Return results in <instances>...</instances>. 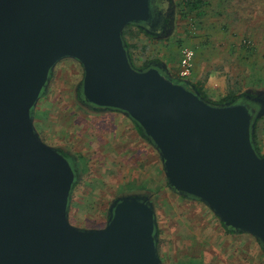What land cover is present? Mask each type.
Returning <instances> with one entry per match:
<instances>
[{"label": "water", "instance_id": "obj_1", "mask_svg": "<svg viewBox=\"0 0 264 264\" xmlns=\"http://www.w3.org/2000/svg\"><path fill=\"white\" fill-rule=\"evenodd\" d=\"M151 16V0H0V264H162L147 199L120 198L102 228L70 221L75 172L33 115L65 58L82 64L87 102L123 111L147 133L172 188L264 244L255 109L212 104L157 66L135 68L124 28Z\"/></svg>", "mask_w": 264, "mask_h": 264}, {"label": "rangeland", "instance_id": "obj_2", "mask_svg": "<svg viewBox=\"0 0 264 264\" xmlns=\"http://www.w3.org/2000/svg\"><path fill=\"white\" fill-rule=\"evenodd\" d=\"M172 1L173 30L160 36L142 34L139 48L132 50L136 64L141 65L144 59L169 63L173 73L168 78L189 88L197 72L201 75L199 82L215 100L229 89L238 91L239 96L264 95V0H208L198 14L188 13L181 7V0ZM184 47L195 52L194 70L188 78L177 74ZM83 76L78 60L62 59L52 71L45 94L43 90L33 108L34 124L44 142L71 151L82 169L71 193V223L81 228H102L108 223L106 214L109 208L112 212L114 198L115 202L120 198L146 200L143 194H151L160 214L164 264H190L194 248L207 240L205 264H264V251L256 237L226 232L210 207L172 189L162 158L160 169L151 164L150 174L156 177V185L148 179L149 172L144 169L149 156L146 153L155 145L134 134L132 120L126 116L94 112L88 108L91 103L78 100L77 86ZM122 119L130 124L127 139L132 155L115 152L104 137L89 131L93 125ZM259 124L264 125V120ZM258 142L264 143L263 131ZM199 249L195 253L200 258L203 250Z\"/></svg>", "mask_w": 264, "mask_h": 264}, {"label": "flooded vegetation", "instance_id": "obj_3", "mask_svg": "<svg viewBox=\"0 0 264 264\" xmlns=\"http://www.w3.org/2000/svg\"><path fill=\"white\" fill-rule=\"evenodd\" d=\"M174 6H175V4L173 3L172 0H151V15L152 16H151L150 22H149V24H145V23H141V24L139 23V24L144 28L145 32L150 33V34L155 35V36L156 35L160 36L161 34L171 32V30H173V26H174ZM151 66H157L163 72L164 75H166L167 77L171 76V74L164 68L163 64L153 63V65H151ZM237 101H244L251 108L255 109V116L257 117V122L260 123L261 120H264V95L244 94V95L240 96ZM88 108L94 112L101 111L107 115H111L112 113H114L115 116L120 114L122 116H126V119H131V117H129L123 111H121L119 109L109 108V107L103 108V107H100V106H97L94 104H91L90 106H88ZM129 126H130L129 122L122 119V120H118V121H113L110 124L104 123L102 125H97V126L93 125L90 127L91 129L89 131H91L90 132L91 135L95 134L94 131H96L97 137H101V136L104 137L106 139V142H109L111 144L112 148L115 147L114 149L117 152H124L125 149L122 148V144H124L123 139H127V134L129 133ZM132 127L134 128V131H135L134 134H137L140 139L148 140L149 142H152L150 139L145 138V136H143V134L140 133L138 126L136 125L135 122H133V120H132ZM100 128H104L103 129L104 131L101 130ZM39 135L42 138L41 134H39ZM117 139L119 140L117 142H119L120 145H118V143L117 144L115 143V141ZM42 140L44 141L43 138H42ZM122 141H123V143H121ZM106 142H104V144ZM153 145H155V144L153 143ZM53 146L55 148H57L70 161V163L73 167V170L75 172L74 183L76 182V180L79 181L80 173H81L82 169L79 166V163H78V160H77V157L75 156V154H73L71 151L67 150L66 148H64L62 146H57V145H53ZM100 149H101V147H100ZM155 149L160 154V152L156 146H155ZM255 149L260 156L264 155V143L263 144H260V143L256 144L255 143ZM160 156H161V154H160ZM73 187H74V184H73ZM172 189L176 193L181 194L180 192H178L174 188H172ZM143 195H144V198L147 199V202H150L153 205V208L155 210V219H156L155 231L158 232V238H157L156 242H157V248H158L159 256L161 257L162 264H164V261L162 259L163 258L162 256H164V253H163L164 250H163L162 244H161L164 241H162V238L160 237V226H159V221H158L160 214L158 213L156 203L152 202L153 199L151 198V194H143ZM181 195L184 197L186 196L184 194H181ZM196 199L200 203H204L200 199H198V198H196ZM115 200H116V198H114L112 201L113 206L116 203ZM190 202H192V201H190ZM204 204H206V203H204ZM112 214H113V212H111V210L109 208V211L106 214V216L108 215L107 216L108 221L110 219V216H112ZM215 216H216V218L219 219V224H220V226H222L223 230H225L226 232H228L232 235L242 234L241 231H237L231 226H226L224 224V222L221 221V219L216 214H215ZM202 226H203V224L201 225V227ZM207 241H206V243H204V242H203V244L201 243L202 244L201 247H199V245H197L194 248V254L190 255L192 258L190 264H205V262H206L205 257H206V253H207V250L209 247ZM258 241L261 243L262 250L264 251V244L260 240H258ZM199 248L201 249V252L203 250L200 258L198 257V254L195 253L196 252L195 250L198 251Z\"/></svg>", "mask_w": 264, "mask_h": 264}, {"label": "trees", "instance_id": "obj_4", "mask_svg": "<svg viewBox=\"0 0 264 264\" xmlns=\"http://www.w3.org/2000/svg\"><path fill=\"white\" fill-rule=\"evenodd\" d=\"M207 1L208 0H181L180 5L183 8H187L188 13L191 12V13H197L198 14L204 9L205 5L207 4ZM144 33H146L147 35L150 34V33L145 32L144 28L140 24L132 23V24L127 25L124 28L123 35H124V40H125V43H126V47L129 50V52H130V56H131V60H132L133 66L135 68H137V69H147L151 65H153V62H155L153 60L144 59L143 63L141 65H137L136 64V60L134 58L132 50L139 48V45H138L139 38ZM51 78H52V73H51ZM194 87H195L196 91L205 100L209 101L212 104L222 105V104H227V103H234V102H237L238 98L240 97L238 95V91H236L235 89H229L228 92L225 95L221 96L218 100H215V99H212L209 96L208 92L204 88V84L203 83H201V82L195 83ZM43 92H44L43 94H45L46 89H44ZM77 93H78V95H77L78 100H80L81 102L84 101V100L86 101L84 93H83L82 81L80 82V85L78 84V86H77ZM133 122H135V121L133 120ZM135 123L138 126V129H139L140 133H142L143 136H145V138L149 139L147 133H145V131L142 129V127L137 122H135ZM261 131L264 132V125L261 126L259 124V122H257V120H256L255 130H254V133L252 135V137L254 139V145H255V143L259 144L258 135H259V133ZM77 182L78 181L76 180V182L74 183V187L76 186ZM74 187H73V189H74ZM112 212H113V210H112ZM110 218H111V216H110ZM224 224L226 226H228L225 222H224ZM155 237H156V241H157V238H158V232L157 231H155Z\"/></svg>", "mask_w": 264, "mask_h": 264}, {"label": "crops", "instance_id": "obj_5", "mask_svg": "<svg viewBox=\"0 0 264 264\" xmlns=\"http://www.w3.org/2000/svg\"><path fill=\"white\" fill-rule=\"evenodd\" d=\"M252 34V33H251ZM254 35V38L256 39V41L259 39L258 37H257V35L256 34H253ZM259 41V40H258ZM164 65V68L171 74V73H173V68H172V66H171V64H163ZM178 67H179V63H178V66H177V74H178ZM201 77V75L200 74H198L197 72H195L194 74H193V78H195L196 80L194 81H190L191 83H193V85L195 84V83H198L199 82V78ZM119 139V138H118ZM116 140L115 141V143L117 144L118 143V145H120L119 144V142H117V141H119V140ZM121 140V139H120ZM123 141H124V144H122V148L123 149H125L124 150V152H127L128 154H131V146H130V144H129V141H128V139H123ZM123 141L121 142V143H123ZM127 148V149H126ZM149 151L146 153V155H149L148 156V158L147 159H145V167H144V169L145 170H148V172H149V174H148V179L150 178V179H153V183H154V185H156V177H152L151 176V172H150V170L151 169H153V167H151V164L153 163V166H154V168H156L157 166V168L158 169H160V163H161V156H160V154H158V153H156L157 151H156V149H152V148H149L148 149ZM115 152H117L116 150H115ZM132 153H133V150H132ZM152 153V154H151ZM132 155V154H131ZM157 161H159V162H157ZM146 162H148V164H149V166L148 165H146ZM149 179V180H150ZM160 181V178L158 177V182Z\"/></svg>", "mask_w": 264, "mask_h": 264}, {"label": "built area", "instance_id": "obj_6", "mask_svg": "<svg viewBox=\"0 0 264 264\" xmlns=\"http://www.w3.org/2000/svg\"><path fill=\"white\" fill-rule=\"evenodd\" d=\"M195 52L190 47L182 49V56L179 63L178 74L182 78H188L194 70Z\"/></svg>", "mask_w": 264, "mask_h": 264}]
</instances>
